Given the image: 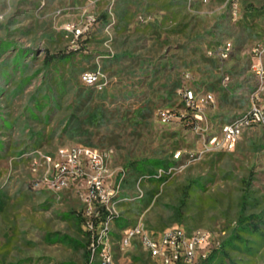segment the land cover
<instances>
[{
    "label": "rangeland",
    "instance_id": "1",
    "mask_svg": "<svg viewBox=\"0 0 264 264\" xmlns=\"http://www.w3.org/2000/svg\"><path fill=\"white\" fill-rule=\"evenodd\" d=\"M90 15L91 29L76 37ZM227 41L233 50L221 61ZM261 43L264 0H0V264H89L85 180L54 183L40 156L69 145L110 151L107 186L119 184L120 200L114 264H163L137 242L119 247V228L139 221L155 236L175 225L208 232L190 263L206 264L237 226L241 195L264 212V128L246 130L231 151L208 144L254 101L250 51ZM72 68L73 91H91L87 102L55 82ZM84 71L99 72L101 83L83 84ZM187 89L213 96L198 123L182 99ZM37 92L57 97L48 123L26 118ZM72 110L79 128L69 134ZM252 264H264V244Z\"/></svg>",
    "mask_w": 264,
    "mask_h": 264
},
{
    "label": "built area",
    "instance_id": "2",
    "mask_svg": "<svg viewBox=\"0 0 264 264\" xmlns=\"http://www.w3.org/2000/svg\"><path fill=\"white\" fill-rule=\"evenodd\" d=\"M206 2L207 0H201ZM96 19L90 15L77 28H74L76 37L82 35L85 30H90ZM233 50L231 41L224 42L217 50V56L221 61L227 60ZM249 71L256 81L252 93L254 100L244 114L221 126L220 135L212 136L208 144L212 149L231 151L235 148L240 137L246 130L264 128V105L258 103L259 96L264 94V43L255 45L251 51ZM81 82L87 86L99 85L102 75L99 72L84 71L79 76ZM182 99L185 107L197 123L202 120V106L213 103L210 93L201 96L192 90H184ZM163 121L171 118L168 110L160 112ZM200 127L194 126L197 131ZM48 167V172L53 171V182L65 184L64 179L83 178L86 183V209L83 229L88 232V256L89 264H114L113 235L120 214L117 205L118 186L109 190L107 179L110 177L108 160L110 151L99 150L90 146L69 145L56 150L55 156L40 155ZM119 247L128 248L133 242L141 245L142 249L152 258L158 259L163 264H190L198 249L210 242L211 235L204 230L186 231L181 226L175 225L157 234L148 231L142 222H136L120 228ZM217 242L208 249L217 247ZM207 253V252H206ZM206 253L198 258H205ZM202 256V257H201Z\"/></svg>",
    "mask_w": 264,
    "mask_h": 264
},
{
    "label": "trees",
    "instance_id": "3",
    "mask_svg": "<svg viewBox=\"0 0 264 264\" xmlns=\"http://www.w3.org/2000/svg\"><path fill=\"white\" fill-rule=\"evenodd\" d=\"M64 57V56H62ZM69 59L65 61L68 62ZM76 70L73 68L67 72L68 79L59 82L56 78L55 82L60 88V91L63 93H69V90L75 97L81 98L83 101L87 102L90 100L91 91L84 90H74L77 87V84L72 81ZM67 91V92H66ZM84 92V93H83ZM35 93L34 97L31 98L30 102L34 103V108H28L26 118L32 122L44 121L48 123L54 108H56V96H51L48 94ZM53 101L47 112H43L44 108L48 106V101ZM45 101L46 103H41ZM36 111L40 114H36ZM73 111V110H72ZM78 116L76 115V110L71 112L69 116L70 127L69 134H72L79 128L78 124L75 122ZM163 163L152 161L151 168L156 169L157 167L162 166ZM144 171H149L144 169ZM190 181V180H189ZM194 181H191V183ZM196 182V181H195ZM190 189V184L186 186L183 191L182 198L180 199L181 205L185 204L186 198L189 197L188 191ZM204 188L198 186L197 191H202ZM240 209L237 213V226L231 232V236L226 240L218 250H214L208 258L205 260L206 264H211L212 261L218 256L220 262L228 261L229 264H252L253 261L258 257V253L264 244L263 233L261 231V222L262 221V211L259 213H254L253 209L259 207L261 202L255 198H250L247 193H244L239 197ZM180 205V206H181ZM177 215H180V207H177L175 212ZM84 231V229H83ZM84 234L87 236L88 232L84 231ZM260 237V238H259ZM258 239V240H257ZM88 244V241H87Z\"/></svg>",
    "mask_w": 264,
    "mask_h": 264
},
{
    "label": "crops",
    "instance_id": "4",
    "mask_svg": "<svg viewBox=\"0 0 264 264\" xmlns=\"http://www.w3.org/2000/svg\"><path fill=\"white\" fill-rule=\"evenodd\" d=\"M200 2H202L201 0H200ZM203 3V2H202ZM188 17H190L191 18V16L189 15ZM192 20H193V18H192ZM257 45V44H256ZM120 229V228H119Z\"/></svg>",
    "mask_w": 264,
    "mask_h": 264
}]
</instances>
